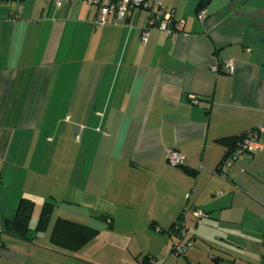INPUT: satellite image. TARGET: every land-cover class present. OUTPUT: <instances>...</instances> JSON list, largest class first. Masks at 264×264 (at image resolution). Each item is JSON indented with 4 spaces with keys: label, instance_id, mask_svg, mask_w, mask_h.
<instances>
[{
    "label": "crops",
    "instance_id": "1",
    "mask_svg": "<svg viewBox=\"0 0 264 264\" xmlns=\"http://www.w3.org/2000/svg\"><path fill=\"white\" fill-rule=\"evenodd\" d=\"M199 1L163 0L184 27L144 43L145 10L96 27L84 0H0V264H264V134L220 168L221 139L264 127V0H213L204 20ZM22 198L32 229L55 206L34 241L1 233ZM58 218L99 233L59 248Z\"/></svg>",
    "mask_w": 264,
    "mask_h": 264
},
{
    "label": "built area",
    "instance_id": "2",
    "mask_svg": "<svg viewBox=\"0 0 264 264\" xmlns=\"http://www.w3.org/2000/svg\"><path fill=\"white\" fill-rule=\"evenodd\" d=\"M74 0H52L57 8H61L65 3ZM95 9L94 24L96 27H103L108 24L121 25L125 22L127 15L130 12L140 13L141 11H148L150 13L149 25L143 28L141 41L146 42L149 38L151 29H159L164 31L168 36L175 31H180L184 27V20H178L173 23V14L166 10L163 6V0H84ZM200 20L206 18L205 11L198 14ZM224 68L227 72L234 73L235 63L233 60L224 63ZM192 102L196 103V97H192ZM264 134V127L256 132H252L245 137L241 144H239L236 152L225 160L224 165L231 166L243 154L247 152H256L263 148L262 139ZM169 162L173 166H180L184 163V156L178 151H170ZM225 175V174H224ZM198 222L201 223L207 213L202 209H196L193 212ZM176 239L173 243V252L178 256H184L190 251L195 244L194 237L190 234L189 229L183 224L179 223L176 226ZM2 244L0 242V250ZM155 261V260H152Z\"/></svg>",
    "mask_w": 264,
    "mask_h": 264
},
{
    "label": "trees",
    "instance_id": "3",
    "mask_svg": "<svg viewBox=\"0 0 264 264\" xmlns=\"http://www.w3.org/2000/svg\"><path fill=\"white\" fill-rule=\"evenodd\" d=\"M212 1L213 0H200L197 5L196 12L199 14L201 11L205 10ZM174 22L175 19L173 18V23ZM256 131L258 130L255 129L238 136L221 139V142L227 147V150L220 163V168L223 167L225 160L236 152L239 144L242 143L243 139L247 137L248 134ZM34 207V200L29 198H22L18 205L15 216L13 218H6L2 221L1 233L24 241H34L35 233L38 234L39 232L47 231L53 216L55 207L54 203L46 202L44 204L38 223L35 229H32L31 221ZM178 224L179 223H175L169 231H172L177 235L176 226ZM32 231L34 232L33 235L31 233ZM98 233L99 230L94 227L69 219L58 218L51 230L50 240L52 244L59 248L76 252L81 250L90 240L95 238ZM0 242L3 248L4 243L1 240Z\"/></svg>",
    "mask_w": 264,
    "mask_h": 264
},
{
    "label": "rangeland",
    "instance_id": "4",
    "mask_svg": "<svg viewBox=\"0 0 264 264\" xmlns=\"http://www.w3.org/2000/svg\"><path fill=\"white\" fill-rule=\"evenodd\" d=\"M205 218H206V217H204V220H205ZM204 220H203V221H204ZM33 224H34V223H33ZM31 225H32V224H31ZM32 227H33V226H32ZM189 232H190V234L193 236V234H192V232H191L190 230H189ZM194 241H195V240H194ZM194 246H195V244H194ZM194 246H193V247H194ZM193 247H192V248H193ZM192 248H190V250H191Z\"/></svg>",
    "mask_w": 264,
    "mask_h": 264
}]
</instances>
